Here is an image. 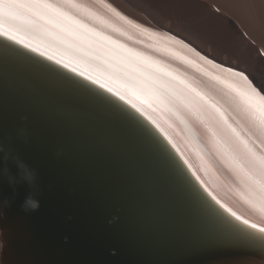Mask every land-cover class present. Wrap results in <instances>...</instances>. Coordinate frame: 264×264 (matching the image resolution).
Listing matches in <instances>:
<instances>
[{
  "label": "water",
  "instance_id": "95a60500",
  "mask_svg": "<svg viewBox=\"0 0 264 264\" xmlns=\"http://www.w3.org/2000/svg\"><path fill=\"white\" fill-rule=\"evenodd\" d=\"M0 146L40 200L23 212L30 189L0 178L1 264H264L145 118L1 35Z\"/></svg>",
  "mask_w": 264,
  "mask_h": 264
},
{
  "label": "bare ground",
  "instance_id": "6f19581e",
  "mask_svg": "<svg viewBox=\"0 0 264 264\" xmlns=\"http://www.w3.org/2000/svg\"><path fill=\"white\" fill-rule=\"evenodd\" d=\"M223 1L242 30V58L256 46L250 66L218 60L125 0H26L0 16V33L124 97L224 210L264 227V11Z\"/></svg>",
  "mask_w": 264,
  "mask_h": 264
},
{
  "label": "rangeland",
  "instance_id": "374dc122",
  "mask_svg": "<svg viewBox=\"0 0 264 264\" xmlns=\"http://www.w3.org/2000/svg\"><path fill=\"white\" fill-rule=\"evenodd\" d=\"M125 1L127 2V4L133 7L134 10L141 12L142 13L141 15L144 14L143 17L146 18L148 22L151 21L150 24L154 23L169 30L173 29L176 33L180 34L182 37H186V39L190 40L195 44L198 43L214 44L219 39H222L223 23H225V29H226L225 31L228 35L227 38H230V36L232 37L235 36V38L240 39L242 37L241 35L242 30L240 28H237V25L235 23L236 16H233L236 14L232 12L233 10H231V13L233 14L232 15L230 13L229 8H227L228 6L227 5L223 6L226 4V2L223 0L222 2H224V4L217 2V0H202L204 4L200 2L201 0H195L196 3L195 2L193 3L194 0H189V1L188 0H125ZM191 1L192 3H190ZM245 1L248 2V4L250 3L249 7L252 10L257 9L258 11L260 10L264 11L263 0H255V1L245 0ZM197 2H198V6L197 7L193 6L197 4ZM255 3L257 4L259 3V4L256 6ZM190 4L191 6H189ZM219 10H221V13L217 14L219 13L218 12ZM229 15H232L233 17ZM146 16L148 17V19ZM246 43L247 46H249V41ZM249 47L251 51L248 53V56L245 58H242V51H243L241 50L243 49L242 44L238 46V48L236 49L239 52L232 53L231 51L223 49L220 51L206 52V53H209L210 55H214V57L218 58V60L224 63H227L237 68H243V66L245 65L250 66L253 62L254 55L257 54L256 52L257 49L255 45L250 44ZM244 63L245 65H242Z\"/></svg>",
  "mask_w": 264,
  "mask_h": 264
},
{
  "label": "clouds",
  "instance_id": "9594fccd",
  "mask_svg": "<svg viewBox=\"0 0 264 264\" xmlns=\"http://www.w3.org/2000/svg\"><path fill=\"white\" fill-rule=\"evenodd\" d=\"M21 135H26V133L21 131ZM0 159L3 160L4 166L0 167V178L6 179L9 185H16L18 183L27 186L30 191L24 197V200L21 204V210L25 213H35L40 209V200L33 194V189L36 188L38 172L29 167L27 164L20 161L18 156H12L10 152H7L3 146H0ZM59 155V153H57ZM11 162V166H9ZM15 168V173H13L12 168ZM7 201H4V204H7ZM2 235V232H0ZM3 246V241L0 240V248Z\"/></svg>",
  "mask_w": 264,
  "mask_h": 264
},
{
  "label": "snow or ice",
  "instance_id": "6c2138e0",
  "mask_svg": "<svg viewBox=\"0 0 264 264\" xmlns=\"http://www.w3.org/2000/svg\"><path fill=\"white\" fill-rule=\"evenodd\" d=\"M26 2V0H0V16L2 15H12L14 11L17 9L18 5L21 3ZM29 2H36V0H29ZM0 35H5L0 33ZM8 39H12L11 36L7 37ZM19 43V41H16ZM26 46V45H25ZM27 47V46H26ZM36 51V49H32ZM40 55H44V53H40ZM48 59H52V57H48ZM56 63H60L59 60ZM64 67H68V65H63ZM72 70V69H70ZM240 73H238L239 75ZM77 75H82V73H77ZM88 79V77H85ZM92 83H97V81L93 80ZM252 87V91L256 92V88L253 87L251 84L249 85ZM100 87H104L103 84H100ZM108 91H112L111 89H107ZM116 95V93H113ZM120 99H124V97H120ZM135 107V105H133ZM138 110V109H137ZM214 199V197H213ZM217 203H219L217 201ZM221 207H223L221 205ZM237 221H239V225L236 227V232L240 234L241 239L247 243H264V227H257L255 224H250L248 221L240 220V217H235Z\"/></svg>",
  "mask_w": 264,
  "mask_h": 264
},
{
  "label": "crops",
  "instance_id": "0c3cea01",
  "mask_svg": "<svg viewBox=\"0 0 264 264\" xmlns=\"http://www.w3.org/2000/svg\"><path fill=\"white\" fill-rule=\"evenodd\" d=\"M225 30H226L225 29V23H223V31H222L223 38L219 39L214 44H211V43L210 44H208V43H198V44L193 43V44L198 45V47H200V49L202 51H205V52H215V51H220L223 49H226V50L231 51V52H237L236 49L238 48V46L241 45V43L238 42L239 39L235 38V36H233V37L230 36V38H227V33ZM172 31H174V30L172 29ZM208 50H210V51H208Z\"/></svg>",
  "mask_w": 264,
  "mask_h": 264
}]
</instances>
